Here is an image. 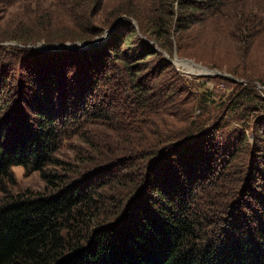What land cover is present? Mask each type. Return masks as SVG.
<instances>
[{
    "label": "trees",
    "instance_id": "obj_1",
    "mask_svg": "<svg viewBox=\"0 0 264 264\" xmlns=\"http://www.w3.org/2000/svg\"><path fill=\"white\" fill-rule=\"evenodd\" d=\"M58 1L79 32L58 42L99 45L0 36V264H264V76L247 62L264 0H127L101 20L104 0ZM222 42L233 62L207 61ZM174 53L226 67L232 90L215 99ZM16 166L45 193L7 194Z\"/></svg>",
    "mask_w": 264,
    "mask_h": 264
},
{
    "label": "rangeland",
    "instance_id": "obj_2",
    "mask_svg": "<svg viewBox=\"0 0 264 264\" xmlns=\"http://www.w3.org/2000/svg\"><path fill=\"white\" fill-rule=\"evenodd\" d=\"M104 12L101 11L99 15L96 16V20H101L105 18V15L109 13L110 10H116L119 8V6H122L124 3L127 2V0H104ZM63 8L59 4L58 0H0V36L6 37L9 35V33L13 32V30L17 28H21V31L25 29L30 34H33L32 36L35 37H43L47 39H54V42L52 44H63L61 42H58V38L63 39V36H69V35H79V32L77 29L72 26L71 24L66 25L63 22L60 21L63 13ZM47 16H52L55 21L52 23V27L45 28L46 24L48 23ZM106 34L103 33L101 37H105ZM211 38V36H209ZM95 39H99V37H95ZM5 43H14V42H5ZM3 43V44H5ZM35 44H32V46L36 47L37 44H41V47H45L44 45H48L47 41H35L33 42ZM16 45V44H15ZM13 45V46H15ZM6 46V45H5ZM231 44L227 42L220 43L216 48V52L207 51L210 50V47L212 46H203L208 47V49L203 50L204 58L209 62H233L230 58V56L227 54V49L230 47ZM38 49V48H37ZM39 50V49H38ZM42 51V50H41ZM176 57L178 59H188V58H179L176 54ZM192 61L193 63L200 65L202 67H205L209 70H216L219 72L220 75H206L201 76L205 77L204 79H201L198 81L199 83H204V89L208 90L213 94V97L215 99H224L229 92L233 88L232 80L228 77L233 76L228 73L226 67H222L218 69L219 67H210L209 64L203 63L202 61L196 62L192 59H188ZM247 62L250 64H255L257 68H259V73H261L264 76V44L263 45H254L250 47V53L247 59ZM208 65V66H207ZM177 70L180 72L185 73V69H182V67L175 66ZM236 67V65H234ZM193 75L190 76H197L198 71L194 69V72H192ZM227 76V77H226ZM199 77V76H197ZM234 78V77H233ZM235 79V78H234ZM237 80V79H236ZM257 88L262 89L261 91H264V86L260 84H256ZM263 93L264 96V92ZM237 126V127H236ZM236 126L234 127L233 124L230 125V131L232 134L239 133V129L241 128L240 123H236ZM70 144L75 145H81L78 143V141L74 140V143L65 144L64 148L61 150V154L59 157H61L62 160H68L70 156H72L73 151L70 149L73 146H69ZM74 155V154H73ZM14 182L12 184H6L4 188H6V193L10 195H16V194H28V195H37L45 193V183L41 180L39 174L37 172H29L27 173L22 167L16 166L11 168ZM226 174H230L229 172ZM232 175V174H231ZM243 177L240 176V180L235 183L231 182L230 185H228L225 188L235 189L233 197L228 198V200L234 201L233 198L237 196V199H235V202H239V197H242V190H245L247 188L246 183L243 182ZM236 181V180H234ZM223 182L216 183V188H218ZM243 185V186H242ZM208 196H212L213 193H215L214 190H209ZM207 192V193H208ZM206 193V194H207ZM3 193L0 192V199L2 198ZM198 197L201 198L204 201H207V197L205 194H201V192L198 193Z\"/></svg>",
    "mask_w": 264,
    "mask_h": 264
},
{
    "label": "water",
    "instance_id": "obj_3",
    "mask_svg": "<svg viewBox=\"0 0 264 264\" xmlns=\"http://www.w3.org/2000/svg\"><path fill=\"white\" fill-rule=\"evenodd\" d=\"M106 37V36H105ZM105 37H102L101 40H104ZM4 45H15V43H5ZM99 45V39L92 40L90 42H74V43H63V44H48L44 45L45 47H41V44H37L36 47L39 50H62V49H92ZM33 47V46H32ZM172 63L175 66L182 67V69H185V73L193 75L192 72H194V69L198 71L197 76H206V75H220L218 71L216 70H209L205 67H202L200 65H197L193 63L192 61L188 59H178L176 57V54L174 53V58L172 59Z\"/></svg>",
    "mask_w": 264,
    "mask_h": 264
}]
</instances>
